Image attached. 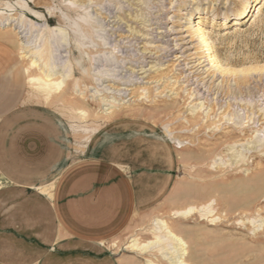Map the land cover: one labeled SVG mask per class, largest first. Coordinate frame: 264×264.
<instances>
[{"label": "rangeland", "instance_id": "374dc122", "mask_svg": "<svg viewBox=\"0 0 264 264\" xmlns=\"http://www.w3.org/2000/svg\"><path fill=\"white\" fill-rule=\"evenodd\" d=\"M246 5L248 16L235 18ZM199 14L213 66L195 34ZM40 46L75 70L49 105L29 80L41 74L30 63ZM106 95L117 98L110 109ZM18 107L27 128L46 111L59 141L35 137L36 149L21 144L16 168L2 165L5 257L9 233L24 247L15 236L42 196L50 219L57 201L70 206L66 215L86 207L94 220L128 206V224L102 240L117 264H264V0H0V123ZM77 108L90 116L81 120ZM234 129L236 138L223 137ZM162 222L185 253L175 241L156 243L167 234Z\"/></svg>", "mask_w": 264, "mask_h": 264}, {"label": "crops", "instance_id": "0c3cea01", "mask_svg": "<svg viewBox=\"0 0 264 264\" xmlns=\"http://www.w3.org/2000/svg\"><path fill=\"white\" fill-rule=\"evenodd\" d=\"M27 111L18 107L0 123V172L6 160L13 168L17 167V154L23 148L22 143H30V148L36 149L38 144L35 137H38L45 139L47 143L58 144L59 138L54 134L55 122L46 111L37 110L40 113L29 120L32 121L29 128L23 125ZM30 111L33 110L29 109ZM8 119L14 121L12 132L7 128ZM30 131L39 135H29ZM3 187L6 186H1L0 189ZM32 203L38 204L39 208L31 211V219L26 221L24 234L15 236L25 239L24 247L20 243H13V234L9 233V252L7 257L0 252V264H117L113 255L103 246L102 240L112 237L113 233L117 234L128 224V206L113 205L110 218L98 217L94 220L85 214L86 207L76 212L73 211V205L72 212L66 215L70 206L57 201L52 205L50 219L48 200L41 196L40 200H32ZM89 207L92 208L91 205ZM99 207L101 206L97 207L98 210Z\"/></svg>", "mask_w": 264, "mask_h": 264}, {"label": "bare ground", "instance_id": "6f19581e", "mask_svg": "<svg viewBox=\"0 0 264 264\" xmlns=\"http://www.w3.org/2000/svg\"><path fill=\"white\" fill-rule=\"evenodd\" d=\"M36 2V1H35ZM250 3V2H249ZM25 6V8H29V4H28V2H26V4L24 5ZM248 5H246V6H244V8L238 13V15H235V18H245V17H247L248 16V13H249V11H248ZM258 7V6H257ZM30 9V8H29ZM248 11V12H247ZM260 12H261V10H260ZM196 15V14H195ZM257 16V15H256ZM198 19L197 20H193L192 22H194V23H196V26H194V27H196V29H195V34L196 35H198V37H199V39H200V42H201V44H203V46H205L206 47V50H208L209 52L208 53H210V54H208L207 55V59L209 60V62L210 63H212V66L214 65V64H216L217 62H218V57L216 56V52L214 51V49H213V43L211 42V39H210V37L207 35V33L206 32H204V29L202 28V26L200 25L201 24V20L204 18L203 17V15L202 14H199L198 16ZM26 18H27V16L26 15H24V14H22L19 18H17V20H18V22H17V27H18V25H20L19 27H20V29H22V27H23V25H24V23H25V21H27L26 20ZM226 18L227 19H229L228 18V15H226ZM191 19H192V17H191ZM257 20V19H256ZM11 21V20H10ZM46 22V21H45ZM44 23V22H43ZM49 23V22H48ZM35 25V24H34ZM190 26V25H189ZM4 28V27H3ZM28 28V27H27ZM82 28V27H81ZM41 29H42V27H41ZM59 29V31L60 32H63V30L61 29V28H58ZM83 29V28H82ZM16 30V29H15ZM38 31V30H37ZM40 31V30H39ZM21 32H23V31H21ZM193 33V32H192ZM24 34V33H23ZM22 34V35H23ZM26 36V35H25ZM23 37V36H22ZM27 38V37H26ZM36 39H38V38H36ZM35 40V39H34ZM39 40H40V38H39ZM31 41H32V39H31ZM42 41V40H41ZM197 41V40H196ZM22 42V41H21ZM29 42H30V40H29ZM28 42V43H29ZM40 42V41H39ZM27 43V42H26ZM34 44V43H33ZM66 44V43H65ZM37 45V44H36ZM22 46V45H21ZM23 46H26V44H24ZM109 46V45H108ZM71 47V46H70ZM105 47V46H104ZM45 49V48H44ZM169 49V48H168ZM167 49V51H170V50H168ZM23 51L25 52V50L23 49ZM27 51V50H26ZM61 51V50H60ZM201 51V50H200ZM32 53V55H33V57H32V59H31V66L32 67H39V69L41 70V74H37L36 72H34V73H36L37 75H32L31 77H30V82H31V84H32V86H33V88L36 90V91H38L39 93H41V94H43V98H44V103L43 102H41V103H43V104H50V102L51 101H48L49 99H50V97L52 96V94L55 92V91H59V90H61V92L60 93H65L66 92V90L67 89H64L65 87H68V80H69V78H74L75 77V70H73L72 68H62L61 67V65L59 66L58 64H57V62H56V58H55V55H54V51L52 50V51H50V53H49V56L45 59L43 56H44V50H43V47H36L35 48V50L34 51H32L31 52ZM29 54V53H28ZM199 55V54H198ZM203 55V54H202ZM27 56V55H26ZM111 59V58H110ZM123 61V60H122ZM120 62V61H119ZM30 66V67H31ZM221 66V65H220ZM93 67V66H92ZM114 67V66H113ZM139 67H141L140 69L141 70H145L144 69V67H143V64H140V66ZM112 68V67H111ZM159 68H162V67H159ZM204 68V67H203ZM26 69V68H25ZM92 69V68H91ZM95 69V68H94ZM93 69V70H94ZM109 69V68H108ZM115 69V68H114ZM34 70V69H33ZM39 70V71H40ZM132 71H135V68H132L131 69ZM167 70H168V68H167ZM166 70V71H167ZM36 71V70H35ZM148 71V70H147ZM170 71V70H169ZM143 73H146V71H144ZM157 73V72H156ZM168 73V72H167ZM166 73V74H167ZM223 74H224V70H223ZM94 75V74H93ZM106 73L104 74V73H102L101 74V80H104V81H113L114 83H120V81H116V79H112V78H109V77H106ZM135 77H137L138 76V74H135L134 75ZM141 76V75H140ZM81 77V76H80ZM86 77V76H85ZM139 78V77H138ZM177 78V77H176ZM156 79V78H155ZM172 79V78H171ZM174 79V78H173ZM151 80V79H150ZM154 80V79H153ZM162 80V77H160V79H159V81H161ZM182 81V80H181ZM191 81V80H190ZM133 82V84L135 85V84H137V80L135 81V80H133L132 81ZM169 82V81H168ZM166 84H167V82H166ZM86 85H87V83H86ZM171 85V84H170ZM178 85V84H177ZM76 87H78V85H75ZM115 86V85H114ZM147 87V86H146ZM146 87H144V91H146L147 92V90H148V92H149V89L148 88H146ZM163 87V86H162ZM86 88V87H85ZM143 88V87H142ZM166 88H167V86H166ZM109 88H106V90H108ZM130 89V88H129ZM35 90H33V91H35ZM73 90V89H72ZM95 90V89H94ZM123 90V89H122ZM30 91H31V89H30ZM88 91V90H87ZM135 91V90H134ZM189 91V90H188ZM155 92V91H154ZM171 92V91H170ZM78 93V92H77ZM139 93V92H138ZM182 94H183V92H181ZM35 94V93H34ZM74 94V93H73ZM82 94V93H81ZM80 94V95H81ZM134 94V93H133ZM75 95H77V94H75ZM110 95H112V94H110ZM37 96V95H36ZM187 96V95H186ZM123 97V96H122ZM149 97V96H148ZM80 98H84V97H80ZM90 98V97H89ZM79 99V98H78ZM85 99V98H84ZM102 99H103V101L104 102H109L108 104H109V109L110 108H112L113 106H115L114 105V103L117 101V98H113L112 100H109V98H108V96L106 95V96H103L102 97ZM151 100H152V98H151ZM48 101V102H47ZM80 101V100H79ZM155 101H156V99H155ZM185 101V100H184ZM74 104H78L79 105V103L77 102V99L76 100H73L72 101ZM76 102V103H75ZM120 103V102H119ZM86 104H88V105H91V103L90 102H88V103H86ZM180 106V105H179ZM205 106V105H204ZM218 106V105H217ZM75 107V106H74ZM90 108V107H89ZM180 108V107H179ZM189 108V107H188ZM75 109V108H74ZM117 109V108H116ZM73 110V109H72ZM92 110V109H91ZM100 110H102V109H100ZM182 110V109H181ZM191 110V109H190ZM76 111V110H75ZM116 111V110H115ZM77 112H78V114L80 115V117H81V120L82 119H86V118H88L89 116H90V112L88 111V110H86V109H83V108H77ZM103 112V111H102ZM208 112V111H207ZM104 113V112H103ZM200 114V113H199ZM225 114V113H224ZM207 117L208 116H210L209 114L208 115H206ZM205 116V117H206ZM98 117V116H97ZM197 117H199V116H197ZM101 118V117H100ZM111 118V117H110ZM73 119H74V117H73ZM72 119V120H73ZM114 121V120H113ZM191 121V120H190ZM100 123V122H99ZM195 123V122H194ZM219 123V122H218ZM199 125V124H198ZM216 126H218V125H216ZM229 129V128H228ZM222 133V135H223V137L224 138H236L237 136H238V134H237V131H236V129H234V130H232V131H227V132H221ZM256 143V142H255ZM5 183H4V181L3 180H1L0 179V187L1 186H3ZM193 209L194 208H190L188 211H186L185 213H188V212H191V211H193ZM184 213V214H185ZM155 220V219H154ZM156 222V221H155ZM162 226H159L158 228L159 229H161V228H164V227H166V224L164 223V222H162ZM154 225V224H153ZM166 229H167V234L166 235H164V236H162V235H160V236H158V241L156 242V243H158V244H160V243H162V242H164V241H167V240H171V241H175V242H177L178 243V245H180L181 246V251L183 252V253H185L186 252V249H185V241L181 238V237H179L178 235H176L173 231H171L168 227H166ZM132 246H137V243H136V241H135V243H133L132 244ZM173 249L175 250V252L177 251V247H173ZM183 257V256H182ZM173 262H178V263H181V264H186V263H184L183 262V260H181V259H179V257H177V260L176 261H173Z\"/></svg>", "mask_w": 264, "mask_h": 264}]
</instances>
